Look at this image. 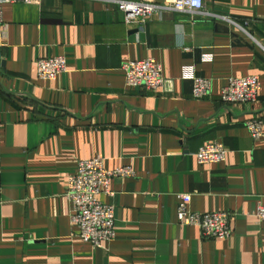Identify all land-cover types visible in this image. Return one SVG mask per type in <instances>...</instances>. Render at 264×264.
Masks as SVG:
<instances>
[{
    "label": "crops",
    "instance_id": "obj_1",
    "mask_svg": "<svg viewBox=\"0 0 264 264\" xmlns=\"http://www.w3.org/2000/svg\"><path fill=\"white\" fill-rule=\"evenodd\" d=\"M110 1L45 0L3 7L0 28V264H264V0H203L210 16L163 12L140 29ZM159 3L160 0H148ZM66 71L38 79L37 60ZM153 59L156 91L128 88L123 65ZM208 79L192 97L186 68ZM259 78L253 105H226L229 78ZM263 121L253 142L245 122ZM221 164L199 165L207 143ZM99 157L115 179V239L94 248L75 236L65 197L77 162ZM179 194L194 213L227 212L231 235L203 239L176 221Z\"/></svg>",
    "mask_w": 264,
    "mask_h": 264
},
{
    "label": "built area",
    "instance_id": "obj_2",
    "mask_svg": "<svg viewBox=\"0 0 264 264\" xmlns=\"http://www.w3.org/2000/svg\"><path fill=\"white\" fill-rule=\"evenodd\" d=\"M45 0H0V28L3 25V7L14 4L39 5ZM112 2V1H110ZM123 16L124 24L140 29L154 15L163 12L185 14L192 19L196 16H210L204 12L203 0H160L159 3L140 0L138 2L113 1ZM66 71V58L56 56L37 60L35 73L38 79L53 81ZM125 85L128 88H144L156 91L163 86L161 67L153 59L128 62L123 65ZM184 78L192 82V97L202 100L208 97L211 82L195 75L193 68H186ZM260 90L259 78H229L220 93V101L226 105H253ZM246 130L253 142L263 137V121L253 117L245 122ZM225 147L217 142L202 145L192 155L199 165L221 164L226 159ZM129 167L112 171L106 170L99 157L78 161L74 175L67 179L65 197L72 205L71 225L75 236L102 248L115 239V208L111 203H103L99 197H114L111 184L115 179L133 177ZM176 221L182 227H196L203 239H227L231 235L230 214L227 212L194 213L189 210V194H179ZM258 222L264 223V205L259 204L254 212Z\"/></svg>",
    "mask_w": 264,
    "mask_h": 264
}]
</instances>
